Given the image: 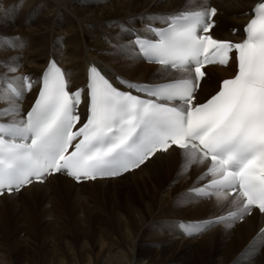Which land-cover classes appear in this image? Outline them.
<instances>
[{"label":"bare ground","instance_id":"obj_1","mask_svg":"<svg viewBox=\"0 0 264 264\" xmlns=\"http://www.w3.org/2000/svg\"><path fill=\"white\" fill-rule=\"evenodd\" d=\"M260 1L0 0V45H4L0 50V100L7 99L2 104L11 105L1 110L0 119L14 121L9 122L13 124L24 121L25 112L40 88L42 72L52 59L65 70L71 90L87 83L92 66L115 83L121 74L133 77H125V80L136 83L193 78L188 71L144 63L135 48L134 38L149 35L148 26H164L170 17L215 6L218 25L213 30L214 36L239 42L242 28L249 20L246 12ZM11 2L12 8H31L39 13L31 11L18 21ZM238 14L244 15L238 18ZM234 28L238 29L237 35L232 33ZM133 32L139 34L134 36ZM126 35L130 37L127 39ZM124 53L128 56L121 57ZM126 61H130L131 66L126 65ZM139 64L149 68L142 69ZM15 69L16 74L12 72ZM150 69H155V73ZM208 71L211 77L208 73L203 80L198 103L213 95L221 80L233 75L234 65L214 66ZM25 77L36 81L29 92L25 88ZM4 80H9L6 83L11 84L10 88L1 85ZM12 88L17 89L19 98ZM80 112L85 114V106L80 107ZM213 168L214 165L196 151L173 148L156 154L141 168L122 178L77 184L58 174L44 184H33L18 194L4 195L0 197V219L10 217L23 223L16 220L17 229L11 234L1 229L0 258L4 264H14L16 250H28V258L24 260L30 261L31 255L46 249H68L72 256L75 254L73 258H55L47 251L46 259L38 264H79L75 256L80 247L82 264H264L256 253V249L264 250V215L253 210L248 217L249 210L242 208L238 196L215 193L211 198H199L192 193L193 189L218 176L207 173ZM121 180L122 185L114 186ZM121 195L125 199L124 207ZM235 205L236 209H232ZM222 210L226 211L219 213ZM231 211L238 217L212 224L199 236L188 237L181 230V222L207 220ZM163 231L169 237L167 240ZM70 233L73 243L68 236ZM120 235L126 248L118 246V241L122 243ZM152 239L161 244L160 248L153 247L156 259L144 247L145 242L157 244ZM114 246L117 249L121 246L124 251L118 256L110 254ZM106 249L109 251L105 252ZM5 252L13 255H9L8 261Z\"/></svg>","mask_w":264,"mask_h":264},{"label":"rangeland","instance_id":"obj_2","mask_svg":"<svg viewBox=\"0 0 264 264\" xmlns=\"http://www.w3.org/2000/svg\"><path fill=\"white\" fill-rule=\"evenodd\" d=\"M11 5H12V2H11V4H10V7H11ZM12 8V7H11ZM5 10H7V13L9 12V6H8V8L7 9H5ZM4 10V11H5ZM12 10H13V12H14V14L17 16V20L19 21L21 18H23V17H26L31 11H33V12H35L37 15H38V11L37 10H35V9H31V8H22V7H20V6H16V7H14V8H12ZM6 13V14H7ZM246 13H248V12H246ZM244 14H238L237 15V17L238 18H241L242 16H243ZM40 17V20H42V16L40 15L39 16ZM125 24V23H124ZM148 28V27H147ZM242 27H240L239 28V30L241 29ZM235 29V28H234ZM233 29V30H234ZM133 33H135L134 34V36H136L137 34H139V33H137V32H133ZM232 33H233V35H235L234 34V32L232 31ZM18 37H19V35H18ZM18 37L16 38V40H18ZM130 36L129 35H126V38L128 39ZM130 45H131V43H130ZM3 46L4 45H0V50L1 49H3ZM8 46V45H7ZM64 48V47H63ZM62 48V49H63ZM12 49L13 50H16V47L14 48V45H12ZM66 51V50H65ZM12 53H13V51H12ZM50 52H48V54H49ZM21 55L23 56V57H25L26 55H23V53H21ZM124 56H128L126 53H124V54H121V57H124ZM132 58H134V57H132ZM56 60V59H55ZM45 62V60H43V63ZM126 65H129V66H131V62L130 61H126V62H124ZM47 66V65H46ZM139 66L142 68V69H147V68H149L148 66H145V65H142V64H139ZM150 71L152 72V73H155V69H150ZM12 72L13 73H18V71H16V69L15 70H12ZM208 73H209V76L211 77V73L208 71ZM232 74H233V72H232ZM127 74H125L124 76L121 74V76H118V77H120V78H122V79H124L125 80V77L126 78H129V79H134L133 77H130L129 75H127ZM213 77V76H212ZM16 80H18V78L16 79ZM20 80H21V71H20V77H19V82H20ZM6 81H9V80H4V81H2V83H1V85L3 86V87H7V83H6ZM142 83H145V82H142ZM72 89V88H71ZM4 100H7V99H3V100H0V106H2L3 108L1 109L0 108V112H1V110H3L4 111V109L5 108H8V107H10L11 105H9V104H7V105H4V104H2V101H4ZM30 107V106H29ZM15 109H16V111L17 112H19L20 113V115H21V112H20V110H19V108L18 107H16L15 106ZM28 111V110H27ZM27 111L25 112V115H26V113H27ZM1 115H4L3 114V112H2V114ZM3 120H5V121H8V120H6V119H3ZM9 122H14V121H9ZM22 122V121H21ZM21 122H17V124H20ZM192 171V170H191ZM139 177V176H138ZM129 179H131V177H129ZM129 179H127V180H129ZM142 180V179H141ZM126 181V180H125ZM131 181H133V180H131ZM140 181V180H139ZM124 181H118L117 182V184H115L114 186H117V187H119L120 185H122V183H123ZM142 182V181H141ZM105 188V187H104ZM122 196V195H121ZM120 196V197H121ZM236 197V196H235ZM81 199H82V196H80V201H81ZM121 202H122V205H123V207H124V205H125V199H124V197L122 196L121 197ZM207 202V201H206ZM208 204H211V203H214V202H207ZM240 204H241V201H240ZM109 206V205H108ZM232 209H236V205L232 208ZM227 210V209H226ZM226 210H222V211H220L219 213H221V212H225ZM215 215V214H214ZM169 216H171V215H169ZM180 217H182V216H180ZM248 217H251V214H249L248 215ZM5 218V219H4ZM4 218H1L0 219V231H1V229H4V230H8L7 232H9L10 234L11 233H14L15 231H16V229H17V225H18V223L16 222V220H19V223H23V221H21L20 219H12V218H10V217H4ZM173 219H175V218H173ZM183 219H186V218H183ZM4 220V221H3ZM188 220H193V218H188ZM6 221V222H5ZM165 223V222H164ZM240 223H242V221L240 220ZM17 224V225H16ZM14 229V230H13ZM228 229H230V227L228 228ZM233 229L234 230H236L237 228L235 227H233ZM10 230V231H9ZM164 233H165V231H163ZM79 233V235L80 236H82V233L81 232H78ZM146 233V231H144L143 233H142V237L144 238V234ZM165 235V237H167V238H165L166 240L169 238L168 236H167V234L165 233L164 234ZM69 237H70V242L71 243H73V236H72V233H70L69 235H68ZM160 238H163V237H160ZM120 239L122 240L121 242L122 243H120L119 241H118V246L119 245H121V246H123V247H125L126 248V245H125V243H124V239H123V236L122 235H120ZM152 240H156V239H152ZM151 240V241H152ZM201 240V239H200ZM199 240V241H200ZM149 242V241H148ZM156 242H157V244L156 243H154V242H152V243H147V242H145V244H144V247H145V249L151 254V257L153 258V259H156L157 258V255L155 254V253H153V247H158V248H160V246H161V244L156 240ZM100 244V243H99ZM119 247L118 249L116 248V246H114V248L113 249H111V252H110V254H114V255H116L117 254V256L118 255H120L121 254V252L122 251H124L123 250V248L122 247ZM50 250V251H49ZM52 250V251H51ZM54 250H55V252H54ZM21 250H16L15 251V253H14V256H15V258L17 259V260H15V263L14 264H16L17 262H18V264H34V263H36V264H38V262H40V261H42V260H45L46 259V257L44 256V254H47V251H48V254H49V252H50V255L52 256V257H55V258H59L60 256H64V257H69V256H71L70 258H73V256L75 255H71L72 253L68 250V249H64L63 251H58V250H56V249H46V250H41V251H43V252H41V253H34L33 255H31V257H30V261L29 260H24V259H27L28 258V253H27V251L24 249V251H23V249H22V251L20 252ZM69 252V254H68V252ZM83 250H81V248L80 247H77V254L78 255H76L75 257L77 258V260L79 261L78 263L79 264H82V258L79 256V254H81V252H82ZM109 251V250H108ZM107 251V249L105 250V252H108ZM25 253V255H23ZM27 253V254H26ZM43 253V254H42ZM56 253V254H55ZM256 253L258 254V256H259V258L264 262V250H258V249H256ZM21 256H20V255ZM63 254V255H62ZM9 255L12 257L13 255L12 254H10V253H6L5 252V256H6V258L7 259H5L6 261H8L9 259ZM57 255V256H56ZM34 256H36L35 258H34ZM39 256V257H38ZM19 258V259H18ZM34 259V260H33ZM38 260V261H37ZM71 260V259H70ZM24 262H26V263H24ZM0 264H4V262H3V260L0 258ZM11 264H12V262H11ZM250 264H254V263H250Z\"/></svg>","mask_w":264,"mask_h":264}]
</instances>
